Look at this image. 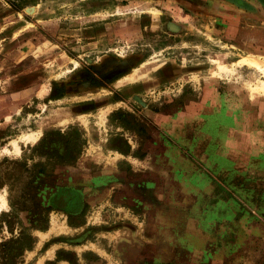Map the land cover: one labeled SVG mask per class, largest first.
<instances>
[{"label": "rangeland", "instance_id": "1", "mask_svg": "<svg viewBox=\"0 0 264 264\" xmlns=\"http://www.w3.org/2000/svg\"><path fill=\"white\" fill-rule=\"evenodd\" d=\"M0 264H264V0H0Z\"/></svg>", "mask_w": 264, "mask_h": 264}, {"label": "crops", "instance_id": "2", "mask_svg": "<svg viewBox=\"0 0 264 264\" xmlns=\"http://www.w3.org/2000/svg\"><path fill=\"white\" fill-rule=\"evenodd\" d=\"M122 192H124L125 195L127 194L126 200L128 204L131 203V205L134 206V204H143L146 202L151 195L152 188L148 183L137 186L133 184V186L126 185L125 188L122 189Z\"/></svg>", "mask_w": 264, "mask_h": 264}, {"label": "flooded vegetation", "instance_id": "3", "mask_svg": "<svg viewBox=\"0 0 264 264\" xmlns=\"http://www.w3.org/2000/svg\"><path fill=\"white\" fill-rule=\"evenodd\" d=\"M12 5H14V7L12 6ZM10 6L14 9V10H18V7L15 5V4H13V3H10ZM72 201V200H71ZM70 201V203L72 204V206L74 205V201L73 202H71Z\"/></svg>", "mask_w": 264, "mask_h": 264}, {"label": "bare ground", "instance_id": "4", "mask_svg": "<svg viewBox=\"0 0 264 264\" xmlns=\"http://www.w3.org/2000/svg\"><path fill=\"white\" fill-rule=\"evenodd\" d=\"M250 62H252V61H250ZM253 63H254V62H253ZM253 63H252V64H253ZM254 64H256V65H257V63H254ZM254 64H253V65H254ZM256 65H255V66H256Z\"/></svg>", "mask_w": 264, "mask_h": 264}, {"label": "trees", "instance_id": "5", "mask_svg": "<svg viewBox=\"0 0 264 264\" xmlns=\"http://www.w3.org/2000/svg\"><path fill=\"white\" fill-rule=\"evenodd\" d=\"M14 7V5H12ZM15 8V7H14Z\"/></svg>", "mask_w": 264, "mask_h": 264}]
</instances>
